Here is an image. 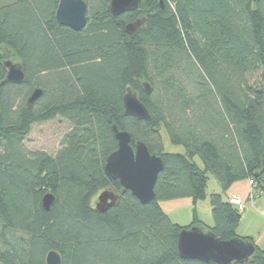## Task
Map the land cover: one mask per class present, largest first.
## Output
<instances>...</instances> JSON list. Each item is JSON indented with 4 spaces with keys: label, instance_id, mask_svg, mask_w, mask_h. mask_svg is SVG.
<instances>
[{
    "label": "trees",
    "instance_id": "obj_1",
    "mask_svg": "<svg viewBox=\"0 0 264 264\" xmlns=\"http://www.w3.org/2000/svg\"><path fill=\"white\" fill-rule=\"evenodd\" d=\"M58 1L0 0V44L25 75L0 84V264H45L49 250L62 264H209L180 257L179 232L197 225L221 240L238 237L246 207L211 193L213 225L194 214L182 226L160 202L204 199L207 172L224 192L251 180L245 206L264 192V0H140L119 15L110 0H85L81 30L57 22ZM142 17L144 27L128 34L126 24ZM128 87L149 119L124 115ZM35 88L42 93L29 105ZM56 116L71 124L58 150L28 149L31 124ZM113 125L163 161L146 203L104 172L117 148ZM161 129L184 153L164 152ZM105 189L119 196L98 211ZM47 192L55 198L48 211ZM238 238L255 248L242 264H264V249Z\"/></svg>",
    "mask_w": 264,
    "mask_h": 264
},
{
    "label": "water",
    "instance_id": "obj_2",
    "mask_svg": "<svg viewBox=\"0 0 264 264\" xmlns=\"http://www.w3.org/2000/svg\"><path fill=\"white\" fill-rule=\"evenodd\" d=\"M140 0H110L109 10L114 15L137 9ZM55 18L59 24L74 30H81L87 20V3L85 0H59L55 9ZM145 18H136L126 24L128 34L133 35L139 28L144 27ZM6 69L4 80L6 82L20 84L25 75L20 62L6 59L2 62ZM142 86L146 93L151 88L147 82ZM41 90L35 88L28 98L31 105L40 95ZM124 115L132 116L138 120L149 119V113L144 104L138 98L136 92L127 88L123 95ZM117 148L105 159L103 169L107 176L118 179L122 191L129 190L133 196L142 203L154 198V186L159 172L163 169V161L159 155L150 152L147 145L138 140L130 142V134L125 130H119L112 126ZM264 165V158L262 160ZM119 194L111 189L101 191L95 201V209L105 211L118 199ZM54 195L47 192L42 197V207L48 211L53 202ZM178 252L181 258L197 260L209 264H242L247 262L254 253V245L246 240L233 237L221 240L214 233L201 226L192 225L183 228L177 239ZM45 264H62L60 254L55 250H49L45 256Z\"/></svg>",
    "mask_w": 264,
    "mask_h": 264
},
{
    "label": "rangeland",
    "instance_id": "obj_3",
    "mask_svg": "<svg viewBox=\"0 0 264 264\" xmlns=\"http://www.w3.org/2000/svg\"><path fill=\"white\" fill-rule=\"evenodd\" d=\"M0 57L2 60L9 59L14 62L19 61L13 50L4 44H0ZM70 127L71 124L59 116L49 120H39L33 122L29 130L24 135L25 145L30 150H44L48 153L54 154L61 146V139ZM160 134L164 152L184 153V149L181 145L170 142L164 129L160 130ZM196 161L198 162V165L203 168V164L200 159L197 158ZM207 177L205 198L197 201L194 205L192 199H189V204H192L191 208H188L186 206L187 203L184 201H176L174 203V207L176 208L174 212L179 214L181 218L178 220L175 214L172 213L170 214L171 221H184L182 226H187L192 223L195 214L196 218L205 226L211 227L213 225V219L209 208V197L211 193L220 194L223 200H226V194L229 193L237 195L244 201L247 200L249 196L248 180L237 181L224 192L213 174L207 172ZM251 202H254V207L251 206L249 209H246V211L240 213V223L236 232L250 233L255 237H257L260 233V235L264 238V219L261 215H259V209H264V192L258 193L256 198L249 201V204ZM258 206L260 208H257ZM187 219H190V222L187 223ZM237 236L244 238L246 235L237 234Z\"/></svg>",
    "mask_w": 264,
    "mask_h": 264
},
{
    "label": "crops",
    "instance_id": "obj_4",
    "mask_svg": "<svg viewBox=\"0 0 264 264\" xmlns=\"http://www.w3.org/2000/svg\"><path fill=\"white\" fill-rule=\"evenodd\" d=\"M234 184V183H233ZM232 184V185H233ZM250 189V188H249ZM231 195H235V194H233V193H229V194H226V196H231ZM190 198H184V199H174V200H167V201H162V202H160V207L162 208V210L164 211V213L165 214H167L168 215V217L170 218V214H172V213H174L175 214V216L177 217V219L178 220H180L179 218H181L180 217V215L179 214H176L174 211H175V205H174V203L176 202V201H184L185 203H187L186 204V206L189 208H191L192 207V204H189V200ZM254 207V202H251L250 204H249V202H247L246 203V208H245V210L244 211H246V209H249V207ZM257 208H260L259 206L257 207ZM259 212H260V214L259 215H261V217L264 219V209H259ZM186 218H188V217H186ZM171 220V219H170ZM185 220V219H184ZM188 221H187V223L188 222H190V219H187ZM173 222V221H172ZM183 222L184 221H175L174 223H177V224H179V225H182L183 224ZM186 224V223H185ZM237 234H239V235H246V236H252L251 238H252V240L254 241V243L258 246V247H260V248H262V249H264V238L262 237V235H260V233H259V235L257 236V237H255L254 235H252V234H250V233H241V232H239V233H237Z\"/></svg>",
    "mask_w": 264,
    "mask_h": 264
},
{
    "label": "built area",
    "instance_id": "obj_5",
    "mask_svg": "<svg viewBox=\"0 0 264 264\" xmlns=\"http://www.w3.org/2000/svg\"><path fill=\"white\" fill-rule=\"evenodd\" d=\"M249 183L252 184V181L250 180ZM251 189H252V185H251ZM229 202L234 206H236L239 211H242L245 208L244 201L236 195L230 196Z\"/></svg>",
    "mask_w": 264,
    "mask_h": 264
}]
</instances>
